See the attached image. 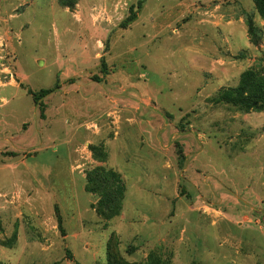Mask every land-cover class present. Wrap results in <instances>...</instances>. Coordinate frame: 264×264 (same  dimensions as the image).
Listing matches in <instances>:
<instances>
[{
	"label": "rangeland",
	"instance_id": "1",
	"mask_svg": "<svg viewBox=\"0 0 264 264\" xmlns=\"http://www.w3.org/2000/svg\"><path fill=\"white\" fill-rule=\"evenodd\" d=\"M250 68L252 0H0V262L264 264V108L215 98Z\"/></svg>",
	"mask_w": 264,
	"mask_h": 264
},
{
	"label": "trees",
	"instance_id": "2",
	"mask_svg": "<svg viewBox=\"0 0 264 264\" xmlns=\"http://www.w3.org/2000/svg\"><path fill=\"white\" fill-rule=\"evenodd\" d=\"M255 6L256 11L261 16L264 21V0H252ZM65 6H73L76 3V0L64 1L61 0ZM138 6H141V1ZM135 18L134 13L128 16L124 21L123 25H128L130 21ZM246 24L248 29V35L250 40L254 44L259 42V33L257 27L255 26L252 17H246ZM55 87L40 89L38 92H33L29 90V93L32 94L33 101L38 105L40 113L43 112V101L42 98L52 92ZM217 101L224 102L235 106L237 109L247 112L251 109L264 108V76L259 75L254 68L245 70L240 78V82L237 86L230 88H222L219 90ZM180 158L183 159L184 156L181 154ZM98 174L94 177V180H100V187L104 189L105 193H108L109 196L106 202L101 201V214L104 216H110L118 210L119 200L123 191L122 183L118 175L110 170H104L102 167L96 169ZM106 171V176L104 177L102 172ZM88 190H90V183L93 180V177L90 173L86 176ZM93 182V181H92ZM59 225L61 223L60 217H58ZM0 264H2L0 262ZM79 264V263H78ZM147 264H163L160 259H155L151 256Z\"/></svg>",
	"mask_w": 264,
	"mask_h": 264
}]
</instances>
